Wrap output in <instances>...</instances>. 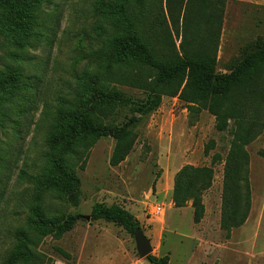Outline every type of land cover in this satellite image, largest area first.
Returning a JSON list of instances; mask_svg holds the SVG:
<instances>
[{
  "label": "rangeland",
  "instance_id": "1",
  "mask_svg": "<svg viewBox=\"0 0 264 264\" xmlns=\"http://www.w3.org/2000/svg\"><path fill=\"white\" fill-rule=\"evenodd\" d=\"M95 2L44 0L38 34L23 50L0 33V74H16L20 66L30 87L12 101L0 100V264L12 248L15 229L26 221L34 193L29 179L19 181L20 173H38L57 109L69 107L81 92L82 78L99 67L110 25L96 15ZM174 2L181 16L178 35L166 15L171 31L169 57L182 56L193 47L182 27L189 1ZM210 25L215 30L220 22ZM221 26L217 71L226 73L258 39H264V0H228ZM113 85L129 100L106 120L114 127L126 123L136 114L135 104H146L150 96L130 85ZM260 101L262 108L254 114L260 117L262 129L244 146L249 157L251 210L243 226L230 231L221 227L225 160L237 124L231 120L227 130L219 131L215 116L207 110L192 114L178 97L164 96L160 107L136 127L139 138L125 161L111 165L116 140L113 133L102 137L91 148L85 168L77 170L75 198H46V206L54 214H79L81 219L63 238L46 237L39 251L54 264L67 261L56 247L70 252L74 264L91 260L90 264H153L139 256L135 236L123 227L90 219L95 204L116 203L135 215L151 240L152 254L169 255V264H264V97ZM212 139L216 147L206 154L205 147ZM215 154L222 156V163L213 162ZM186 164L215 171L212 186L202 196L205 214L200 223L194 222L192 201L183 208H176L172 201L173 174ZM158 206L162 207L161 214L154 213Z\"/></svg>",
  "mask_w": 264,
  "mask_h": 264
},
{
  "label": "trees",
  "instance_id": "2",
  "mask_svg": "<svg viewBox=\"0 0 264 264\" xmlns=\"http://www.w3.org/2000/svg\"><path fill=\"white\" fill-rule=\"evenodd\" d=\"M43 1L0 0V33L20 50L28 47L38 34L36 27ZM188 1L182 27L193 47L182 56L169 57L171 31L166 25V15L170 16L178 35L181 16L174 0H96V15L108 20L110 25L99 67L92 75L82 78L81 92L75 101L69 107L57 109L38 173L31 176L26 171L20 173L19 181L29 179L34 193L28 203L26 221L15 229L12 248L3 264H54L38 248L48 236L63 238L81 215L58 216L48 209L46 198L64 195L75 198L79 186L77 170L85 168L91 148L102 137L113 133L116 140L111 165L125 161L139 138L136 127L147 114L160 107L164 96L178 97L192 114L207 110L215 116L219 131L227 130L231 120L237 124L225 160L221 227L230 231L246 223L251 210V189L249 157L244 146L262 129L260 117L254 112L261 110L260 100L264 97V39H258L230 72L220 73L217 42L228 0ZM214 21L220 22L215 30L208 27ZM203 30L205 33L199 40ZM15 70L13 75L0 74L1 101H12L30 88L22 68L18 66ZM113 84L143 89L150 96L146 104H135L136 114L126 123L114 127L106 120L119 106L128 105L129 100ZM45 119L50 118L45 116ZM215 147L216 141L210 140L205 153L209 154ZM213 162L222 163V156L215 154ZM214 174L212 167L186 164L175 175L174 206L183 208L192 201L195 223L204 217L202 196L212 186ZM90 219L119 225L134 236L137 230H142L135 215L116 203L95 204ZM56 250L67 260L66 264H74L70 252L61 247ZM147 260L169 264L170 256L151 254Z\"/></svg>",
  "mask_w": 264,
  "mask_h": 264
},
{
  "label": "water",
  "instance_id": "3",
  "mask_svg": "<svg viewBox=\"0 0 264 264\" xmlns=\"http://www.w3.org/2000/svg\"><path fill=\"white\" fill-rule=\"evenodd\" d=\"M135 240L139 256L147 259V257L153 253L151 240L147 237L143 230H137L135 232Z\"/></svg>",
  "mask_w": 264,
  "mask_h": 264
},
{
  "label": "built area",
  "instance_id": "4",
  "mask_svg": "<svg viewBox=\"0 0 264 264\" xmlns=\"http://www.w3.org/2000/svg\"><path fill=\"white\" fill-rule=\"evenodd\" d=\"M161 212H162V207L161 206L156 207L155 210H154L155 214H161Z\"/></svg>",
  "mask_w": 264,
  "mask_h": 264
},
{
  "label": "crops",
  "instance_id": "5",
  "mask_svg": "<svg viewBox=\"0 0 264 264\" xmlns=\"http://www.w3.org/2000/svg\"><path fill=\"white\" fill-rule=\"evenodd\" d=\"M176 172H177V171H176ZM176 172H175L173 175H175ZM91 261H92V260H91ZM91 261H87V262H85V264H90ZM140 261H141V260H136V259H135V262H136V263H137V262L140 263ZM64 263H65V262H64ZM65 264H66V263H65ZM77 264H84V263L80 261V262H78Z\"/></svg>",
  "mask_w": 264,
  "mask_h": 264
}]
</instances>
